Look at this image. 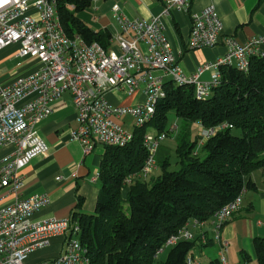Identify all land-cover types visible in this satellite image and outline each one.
<instances>
[{
  "label": "built area",
  "instance_id": "built-area-1",
  "mask_svg": "<svg viewBox=\"0 0 264 264\" xmlns=\"http://www.w3.org/2000/svg\"><path fill=\"white\" fill-rule=\"evenodd\" d=\"M162 13L151 20L127 21L117 18L121 33L104 48L97 43L85 44L79 37L70 38L63 31L55 0H0V51L17 46L16 57L34 59L40 68L9 86L0 85V148L13 151L0 159V194L4 190L17 195L22 186L20 171L36 156L47 151L35 126L52 113V106L69 94L75 110L76 128L70 133L80 143L83 154L95 146L123 147L132 140V132L123 129L122 118L134 119L133 129L143 127L154 115L156 104L165 97L164 84L189 85L197 99L207 98L220 79V67H233L247 73L250 58L264 55V35L239 46L234 38L223 39L225 54L215 62L184 76L177 66L163 32L162 17L171 11L188 12L192 0H159ZM222 24L215 8L208 6L190 14L187 49L213 48L219 42ZM213 69L209 82H200L199 75ZM161 72L154 76L153 72ZM143 87L145 100L134 107L110 105L107 92L131 94ZM199 145L226 126L205 129L194 125ZM133 131V130H132ZM177 125L169 127L170 133ZM166 134H145L143 148L147 154L136 177L148 178L156 169V154ZM99 172L92 179L98 181ZM58 180L60 178H57ZM243 192L218 210L209 223L213 240L218 244L220 228L238 212ZM49 205L45 194L31 195L0 208V264H24L27 257L47 248L54 237H66L64 252L58 258L40 264H88L86 249L80 244V229L71 219H50L32 222L31 217ZM188 226V225H187ZM185 226L165 246L178 240H191ZM226 243H220L219 264H228ZM163 249L158 250V254ZM187 264H195L190 254Z\"/></svg>",
  "mask_w": 264,
  "mask_h": 264
},
{
  "label": "trees",
  "instance_id": "trees-1",
  "mask_svg": "<svg viewBox=\"0 0 264 264\" xmlns=\"http://www.w3.org/2000/svg\"><path fill=\"white\" fill-rule=\"evenodd\" d=\"M92 1L55 0L57 15L68 37L106 48L110 32H94L78 17ZM219 73L218 84L204 99L196 98L192 86L166 82L165 97L151 120L133 129L132 140L103 148L94 211L71 218L80 229L88 264H187L192 240H178L162 262L157 252L190 222L209 223L240 193L256 189L249 176L264 171V55L250 58L247 73L233 67H220ZM170 112L178 123L175 133L169 132ZM194 125L226 127L199 145L198 135L190 140ZM149 130L174 135L177 171H168L160 145L156 169L161 174L136 177L147 157L142 141ZM253 248L256 264H264V238H255Z\"/></svg>",
  "mask_w": 264,
  "mask_h": 264
},
{
  "label": "crops",
  "instance_id": "crops-1",
  "mask_svg": "<svg viewBox=\"0 0 264 264\" xmlns=\"http://www.w3.org/2000/svg\"><path fill=\"white\" fill-rule=\"evenodd\" d=\"M208 6L215 8L222 24L220 42L213 48L188 50L190 14L198 13ZM161 13L162 4L159 0H93L90 7L78 17L94 32L108 30L112 37L111 44L112 39L121 33L117 18L127 21L151 20ZM161 22L164 37L177 56V66L187 77L225 54L224 38L232 37L242 47L251 39L263 36L264 0H192L188 12L171 11L162 17ZM16 52L15 45L0 51L1 86H9L16 79L26 77L40 68L37 60L20 59L16 57ZM212 73L211 68L205 70L198 80L209 82ZM153 75L161 76V72L154 71ZM105 99L112 106L134 107L142 104L145 97L140 86L131 94L107 92ZM76 126L71 98L65 94L53 104L51 115L35 126L47 146L46 153L33 158L20 171L22 186L17 195L8 190L1 192L0 208L11 204L15 198L45 194L49 198V205L35 213L30 219L32 222L71 219L74 214L93 213L100 189L98 181L93 182L92 179L99 171L104 149L95 146L89 154L84 155L80 143L70 136ZM193 130L197 131V128L194 126ZM12 151V146L0 148V159ZM162 152L161 146L158 154ZM249 177L256 189L243 193L240 209L218 231V244L213 240L214 232L210 223L188 224L187 230L195 242L189 254L195 264L218 261L222 242L227 245L225 258L228 264L255 261L253 240L264 238V171L256 170ZM69 238V235L52 238L47 248L31 253L24 264H40L58 258L64 252ZM169 248H164L157 260L160 258L164 261Z\"/></svg>",
  "mask_w": 264,
  "mask_h": 264
},
{
  "label": "rangeland",
  "instance_id": "rangeland-1",
  "mask_svg": "<svg viewBox=\"0 0 264 264\" xmlns=\"http://www.w3.org/2000/svg\"><path fill=\"white\" fill-rule=\"evenodd\" d=\"M122 121H124L123 129L127 131L128 133H131L133 130V122L134 119L130 116H125L122 118ZM177 125V120L172 112L169 113L168 115V125ZM196 130H192L190 134V140L194 141L196 139V136L198 135V132L196 133ZM147 134H150L152 136H155L156 132L153 130H149ZM234 135H239L238 132L234 131ZM161 146L163 147V152L166 153L169 166H168V171H177L179 169L178 165L176 164V157H175V146H176V141L174 138V135L170 136L169 138H166L162 143ZM200 158H203V155L200 153L199 154ZM161 171L160 169H156L152 172L151 176L149 177H155L157 175H160ZM100 189V187H99ZM158 262L162 261L160 258L157 260ZM249 264H256L255 261L249 262Z\"/></svg>",
  "mask_w": 264,
  "mask_h": 264
},
{
  "label": "snow or ice",
  "instance_id": "snow-or-ice-1",
  "mask_svg": "<svg viewBox=\"0 0 264 264\" xmlns=\"http://www.w3.org/2000/svg\"><path fill=\"white\" fill-rule=\"evenodd\" d=\"M5 2H6V0H5Z\"/></svg>",
  "mask_w": 264,
  "mask_h": 264
}]
</instances>
